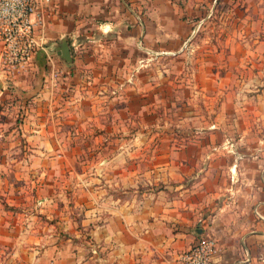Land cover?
Instances as JSON below:
<instances>
[{"label":"crops","instance_id":"1","mask_svg":"<svg viewBox=\"0 0 264 264\" xmlns=\"http://www.w3.org/2000/svg\"><path fill=\"white\" fill-rule=\"evenodd\" d=\"M55 1L24 86L33 105L14 147L28 153L12 161L24 173L1 192L0 264H180L208 234L217 264H264V47L263 63L194 66L182 122L160 138L146 122L167 80L159 63H79L70 38L110 49L128 22L129 44L143 37L158 56L199 22L170 0ZM63 37L73 69L52 48Z\"/></svg>","mask_w":264,"mask_h":264},{"label":"rangeland","instance_id":"2","mask_svg":"<svg viewBox=\"0 0 264 264\" xmlns=\"http://www.w3.org/2000/svg\"><path fill=\"white\" fill-rule=\"evenodd\" d=\"M170 1L176 5L183 21L190 17L199 22V28L191 41L165 37L167 44L160 47L158 56L143 50V37L135 44H129L127 38L131 28L128 22H125V37L119 40L116 35L107 40L110 49L100 47L98 51L89 53L83 52L82 47H79L75 51L72 47L74 39L70 38L75 57L78 62L82 60L79 63H88L92 59L96 63H159V80H167L160 86V107L156 118L155 115L148 116L146 122L158 124L159 129L164 130L160 133V138L172 134L168 132L173 129L172 125L182 122V114L179 113L182 111L183 98L189 95L186 83L194 73L192 68L198 63H223L224 66L226 63H263L264 0ZM190 10L193 12L188 16ZM76 40L77 44H81L79 39ZM149 46L148 43L147 47ZM162 49L165 53L172 54L164 55ZM153 51L156 52L155 48ZM13 66V63H0V204H6L7 198L1 192L11 176L20 174L19 178L22 179L24 165L12 161L20 160L19 157L28 153V149L24 148V142L16 148L14 145L23 140L22 128L26 124V113L33 105L30 103L33 95L24 90V86L28 85L25 81L30 80L31 65L23 71H18ZM73 66L74 63L67 69H73ZM138 67L136 71L140 72L141 65ZM128 70L135 71L130 68ZM131 73L127 71L128 75ZM59 74L64 75L61 71ZM46 75L49 76L48 73ZM118 75L120 74H116L117 77ZM36 80L43 82V75L37 74ZM127 122L139 123L142 119L140 116H128Z\"/></svg>","mask_w":264,"mask_h":264},{"label":"built area","instance_id":"3","mask_svg":"<svg viewBox=\"0 0 264 264\" xmlns=\"http://www.w3.org/2000/svg\"><path fill=\"white\" fill-rule=\"evenodd\" d=\"M57 7L55 0H0L1 63H13L18 71L27 70L45 46L48 20ZM72 47L75 51L80 47L77 40ZM219 255L218 241L208 234L181 255L180 264H217Z\"/></svg>","mask_w":264,"mask_h":264},{"label":"water","instance_id":"4","mask_svg":"<svg viewBox=\"0 0 264 264\" xmlns=\"http://www.w3.org/2000/svg\"><path fill=\"white\" fill-rule=\"evenodd\" d=\"M54 51H56L60 60L67 66L71 67L74 63L73 53L70 47V42L68 37H63L59 43L55 44L52 47Z\"/></svg>","mask_w":264,"mask_h":264}]
</instances>
